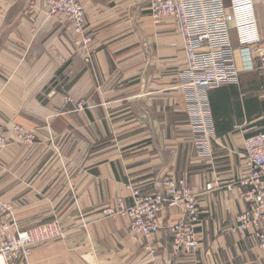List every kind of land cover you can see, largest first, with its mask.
Instances as JSON below:
<instances>
[{
    "label": "crops",
    "instance_id": "crops-1",
    "mask_svg": "<svg viewBox=\"0 0 264 264\" xmlns=\"http://www.w3.org/2000/svg\"><path fill=\"white\" fill-rule=\"evenodd\" d=\"M80 1L89 51L75 48L66 16L42 0H0V125L10 139L0 150V199L23 227L53 219L66 227L16 264H264L253 230H232L247 205L242 189L225 188L243 175L245 139L264 131V67L242 69L237 53L239 82L200 99L184 84L173 16L155 20L150 0ZM250 1L239 12L255 14L264 41V0ZM201 100L215 125L209 138L194 121ZM17 124L33 142L17 139ZM181 177L201 199L195 254L177 252L164 230L145 237L129 217L106 212L118 197L131 204L134 189L164 191ZM182 215L175 205L159 214L165 225Z\"/></svg>",
    "mask_w": 264,
    "mask_h": 264
},
{
    "label": "built area",
    "instance_id": "built-area-1",
    "mask_svg": "<svg viewBox=\"0 0 264 264\" xmlns=\"http://www.w3.org/2000/svg\"><path fill=\"white\" fill-rule=\"evenodd\" d=\"M250 0H150L152 17L160 21L164 16H173L184 41L185 69L184 83L200 92L225 84L239 82L237 53L242 56L244 68H259L264 65V42L259 34L254 13L243 14L241 8ZM252 4V3H251ZM43 8L49 14L62 13L70 28L72 44L80 50L89 51L93 35L87 31L86 9L80 0H42ZM239 35L238 50L232 37V29ZM237 51V52H236ZM82 105V104H81ZM199 114L195 119L197 131L209 138L214 129L211 112L204 106L192 108ZM19 140L32 142L35 135L23 125L14 126ZM9 137L0 125V150ZM246 157L243 175L227 181L225 188L242 189L247 205L237 217L233 230H253L255 246L264 249V131L245 139ZM3 163L0 159V171ZM164 191L142 193L136 189L133 202L120 201L118 208H109V214L129 217L131 226L142 235L150 237L161 230L172 238L177 252L195 254L201 247L197 225L201 220V201L186 179H168ZM208 183L207 189H214ZM167 205L178 206L183 215L177 221L165 225L160 212ZM13 205L0 199V264H16L28 260L37 243L57 239L65 235V227L57 220L22 228L13 216ZM154 251V249H153Z\"/></svg>",
    "mask_w": 264,
    "mask_h": 264
},
{
    "label": "rangeland",
    "instance_id": "rangeland-1",
    "mask_svg": "<svg viewBox=\"0 0 264 264\" xmlns=\"http://www.w3.org/2000/svg\"><path fill=\"white\" fill-rule=\"evenodd\" d=\"M232 37H233V34H232ZM236 39V38H235ZM263 39V38H262ZM233 42H234V44H235V47L237 48V50H238V47L237 46H239V35H237V39L234 41V39H233ZM264 42V41H263ZM76 48V47H75ZM77 49V48H76ZM78 50H80V49H78ZM237 52V51H236ZM186 54V53H185ZM240 55V54H239ZM241 56V55H240ZM241 59H242V56H241ZM242 61H243V59H242ZM237 65H238V68H239V80H240V73H241V68H240V66H239V64H238V61H237ZM262 67H264V65H260V67L259 68H262ZM184 69H185V65H184ZM184 69H183V71H184ZM242 69H245V70H250V69H252V68H250V69H247V68H244V62H243V66H242ZM253 69H257V68H253ZM183 71H182V75H183ZM183 79L185 80V77H184V75H183ZM185 84V83H184ZM185 85H187V84H185ZM209 91V90H208ZM194 93H196V94H194V95H196L197 97H199L200 99H202V97L203 96H205V93L204 94H202L203 96H201L200 94V92H197L195 89H194ZM199 99V100H200ZM71 100H73L74 101V99H71ZM203 100H204V97H203ZM82 104V105H81ZM200 104L201 105H197V106H202L203 105V102H202V100L200 101ZM75 106H76V108L77 109H82L83 108V106H84V102H83V100H77V101H75ZM193 108L194 107H196V106H192ZM211 121H212V123H213V125H214V122H213V120L211 119ZM212 130H215V125H214V129H212ZM209 137H210V135H209ZM17 139H18V137H17ZM33 141H34V139H33ZM32 141V142H33ZM27 142V141H26ZM58 148V147H57ZM60 152V151H59ZM180 179H186L187 180V182H189L188 181V179L186 178V177H181ZM177 180H179L178 178H177ZM190 184V183H189ZM191 185V184H190ZM191 187H192V189L194 190V188H193V186L191 185ZM238 188V187H237ZM136 189H134V191H135ZM143 193V192H142ZM196 193V192H195ZM200 194L199 193H197V196H198V198L200 199V196H199ZM123 201V199L121 198V197H118L117 198V200H116V206L115 207H109V208H114V209H117L118 208V204L120 203V201ZM200 201H201V199H200ZM109 208H107L106 209V212L109 214ZM243 210V209H242ZM242 210L240 211V212H242ZM13 216L15 217V219H16V221H17V223H18V225L20 226V227H22V228H27V227H23V226H21L20 225V223H19V221H18V219L16 218V214H15V210H14V207H13ZM239 212V213H240ZM110 215V214H109ZM239 215V214H238ZM238 215H237V217H238ZM114 217V216H113ZM117 217H122V216H117ZM116 217V218H117ZM54 220V219H53ZM58 220V219H57ZM48 221H51V220H48ZM48 221H45V222H48ZM45 222H41V223H45ZM41 223H38V224H41ZM237 223H238V221H237ZM236 223V224H237ZM199 224V223H198ZM35 225H37V224H35ZM63 225V224H62ZM31 226H33V225H31ZM31 226H28V227H31ZM64 226V225H63ZM236 226V225H235ZM65 227V226H64ZM197 227H198V225H197ZM66 228V227H65ZM133 228V227H132ZM234 228V227H233ZM233 228H232V230H233ZM134 229V228H133ZM233 231H237V230H233ZM239 231H241V230H239ZM65 232H66V229H65ZM138 232V231H137ZM198 232V231H197ZM243 232H248V231H243ZM140 233V232H139ZM146 237V236H145ZM254 245V247H256L255 246V243L253 244Z\"/></svg>",
    "mask_w": 264,
    "mask_h": 264
}]
</instances>
